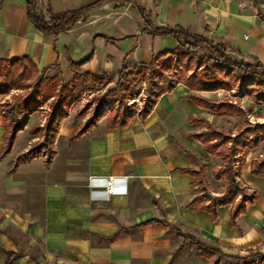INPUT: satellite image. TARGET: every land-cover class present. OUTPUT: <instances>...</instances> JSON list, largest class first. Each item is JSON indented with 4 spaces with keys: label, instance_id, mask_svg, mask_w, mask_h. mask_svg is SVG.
Segmentation results:
<instances>
[{
    "label": "crops",
    "instance_id": "0c3cea01",
    "mask_svg": "<svg viewBox=\"0 0 264 264\" xmlns=\"http://www.w3.org/2000/svg\"><path fill=\"white\" fill-rule=\"evenodd\" d=\"M34 1L45 18L91 8L67 30L46 36L27 20L25 0H1L0 59L25 56L65 83L72 77L68 62L85 61L79 74L110 76L122 67H146L176 47L171 36L144 33L145 22L203 37L240 61L264 66V0ZM223 93L177 84L143 119L135 115L108 128L104 116L76 139L70 127L58 160L62 126L72 123L67 115L47 166L43 157L16 161L35 141L24 127L0 157V264L8 257L9 264H264V176H252L249 163V175L262 185L259 195L241 181V167L235 180L252 201L230 224L240 197L213 216L203 204L190 205L193 177L181 172L200 169L209 196L222 193V180L213 179L217 159L191 138L218 115L188 97L213 100ZM108 176L126 178V194L91 201L87 179ZM196 243L214 253L203 255Z\"/></svg>",
    "mask_w": 264,
    "mask_h": 264
},
{
    "label": "trees",
    "instance_id": "16d2710c",
    "mask_svg": "<svg viewBox=\"0 0 264 264\" xmlns=\"http://www.w3.org/2000/svg\"><path fill=\"white\" fill-rule=\"evenodd\" d=\"M1 5V0H0ZM91 6H85L74 11L49 14L45 18L42 14L35 11V1L25 0L26 18L32 27L42 35L55 36L68 29L70 25L79 20ZM144 33L153 36H171L177 41V45L172 50H164L157 53L151 59L146 67H135L133 74L138 78V81L145 82L148 87V93L151 96L145 106L138 112H123L120 116L114 113L108 117V128L122 127L133 116L137 115L143 119L153 108L156 100L163 94L170 92L175 85L182 84L189 91L213 93L217 91H230L235 81L240 82L239 88L243 90L244 97L253 105L264 104V66L258 63L248 64L243 61L234 62L226 54V49L217 43H212L203 37L188 34L181 29H170L165 27H154L145 22ZM199 44L205 45L211 53L206 57L195 56L193 51L199 48ZM225 53V54H224ZM85 61L78 63L68 62V67L72 71L70 81L62 84L58 73L49 80L44 78L43 74L46 69L38 71L29 58L12 57L9 59H0V95H6L10 90H20L23 88L22 83L35 76L34 84L28 87L29 93L20 101L4 103L0 105V118L3 129V148L0 157L5 156L11 148L13 141L20 131L24 128V120L30 115L37 113L41 99H51L54 97V92H51L53 83H59L58 99L52 107L50 114L44 122L42 142L32 144V146L16 161H29L34 158L43 157L44 166H47L55 154L53 144L58 133L61 122L67 117L65 108L73 99L78 97L87 86L93 84L99 79L98 75L83 73L79 74V67ZM203 68L194 72L190 76L183 78V73L189 70V67L196 65ZM230 68L229 72H226ZM225 69V72H224ZM127 72L126 67H122L117 75L120 77L122 73ZM233 75L235 77L233 78ZM158 83L155 84V81ZM198 106L214 112L220 116H239L242 117V112L238 110L234 104L224 101L213 102L197 95L188 97ZM105 114L96 110L92 119L87 121L81 128L75 130L71 135V139L78 138L81 134L91 129L96 122L104 117ZM204 132L191 136L198 141L204 152L220 160L219 168L213 173L215 181H224L225 186L218 197H211L207 193L206 184L201 170H183L182 173L193 177L192 185L195 187V196L190 202V205L203 204L200 209L215 216V208L222 207L228 204H233L237 197L240 200L235 205L230 215V224L233 223L237 214L242 211L243 204L252 201L251 195H245L243 188L235 180L237 172H234L233 167L241 163L235 156L234 151H229L225 148L228 154L216 153L217 149L226 144H233L238 149H244L247 146L255 147L258 140L255 136H251L249 141L243 139V135L238 134L233 139H226L218 131L211 128L208 124ZM35 128L29 131L30 136H34ZM245 132L247 135H254L250 128ZM264 126L256 127V130L262 131ZM206 160V158H204ZM250 174L255 177L264 176V160L262 162H251ZM199 247L204 254L214 253L213 250ZM12 258L8 257L6 264H9ZM264 261V256L262 258Z\"/></svg>",
    "mask_w": 264,
    "mask_h": 264
},
{
    "label": "rangeland",
    "instance_id": "374dc122",
    "mask_svg": "<svg viewBox=\"0 0 264 264\" xmlns=\"http://www.w3.org/2000/svg\"><path fill=\"white\" fill-rule=\"evenodd\" d=\"M259 2V0H256ZM261 10L262 7L260 6ZM195 56L206 57L211 54L205 45L199 44V48L193 51ZM225 54V53H224ZM227 56L234 62H239L240 60L233 55L226 53ZM198 62L196 65H192L189 67L188 71L183 73V78L186 76L192 75L194 72L201 70L203 67H199ZM250 64V63H248ZM230 68H227L226 72H229ZM135 71L133 68L128 69L127 72H123L119 77L116 75L110 76H99V79L96 80L93 84L87 86V89L83 91L78 97L73 99L71 103L67 105L65 111L67 115H70V122L65 126H62L64 129L63 136L59 139V144L57 145V153L58 160L63 154L64 146L66 144L67 132L70 131V127H75V130L81 128L87 121L91 120L95 111L99 110V112L104 113L105 116H112L116 113L120 116L123 112H133L138 113L145 104L150 101L151 96L148 93V87L145 82H140L134 76ZM225 72V69H224ZM44 78L50 79L54 76H51V72H46L43 74ZM235 75H233V78ZM35 76L31 79L26 80L22 83L23 88L20 90H10V92L6 95H0V105L4 103H9L15 101H20L23 99L28 93V87H32L34 84ZM62 84L65 82L61 81ZM158 83V80L155 81V84ZM233 88L230 91H224V93L218 97H212L213 102L224 101L234 104V106L242 112V117L237 115L235 116H225L221 117L220 115L214 116L211 119V125H209L214 130L221 133L226 139H233L238 134L243 135V139L245 141H249L251 136H255L256 140H258L255 147L251 148L247 146L244 149H238L233 144H226L223 147L217 149L216 153L224 154L227 153L225 148H229L230 152L234 151L237 159L240 160L241 163L234 165V172H239L242 167L241 172V181L243 184L249 189H254L260 195V190L262 189V185L260 183L255 182L256 178L249 175V163L251 162L258 163L264 160V129L262 131L256 130V127L264 126V104L261 105H253L249 102L245 97L243 90L239 88L240 82L235 81ZM59 90V83H53V87H51V92H54V97L51 99L40 100V106L35 113L36 115L33 117V121L30 123V126H25L27 123V118L24 120V127H27V130H32L38 128L35 131L34 137L35 141L32 144L42 142L44 122L50 114L52 107L56 104L58 99L57 93ZM26 122V123H25ZM74 124L75 126H72ZM78 124V125H77ZM250 128V130H254V135H247L245 132ZM206 126H203L204 132ZM74 130V131H75ZM200 132V133H201ZM70 133V132H69ZM22 139H25V135H22ZM19 139V142H21ZM228 152V154L230 153ZM216 158V157H214ZM214 161L215 165H220V160ZM225 186V182L222 181ZM222 188V187H221Z\"/></svg>",
    "mask_w": 264,
    "mask_h": 264
},
{
    "label": "built area",
    "instance_id": "2783aa9c",
    "mask_svg": "<svg viewBox=\"0 0 264 264\" xmlns=\"http://www.w3.org/2000/svg\"><path fill=\"white\" fill-rule=\"evenodd\" d=\"M126 178L119 176L89 177L86 187L93 202L107 201L111 196L126 194Z\"/></svg>",
    "mask_w": 264,
    "mask_h": 264
}]
</instances>
